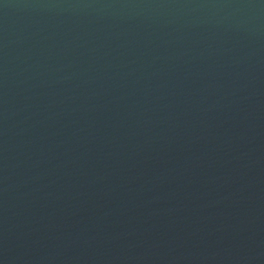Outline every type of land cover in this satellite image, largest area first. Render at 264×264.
<instances>
[{"label":"water","instance_id":"obj_1","mask_svg":"<svg viewBox=\"0 0 264 264\" xmlns=\"http://www.w3.org/2000/svg\"><path fill=\"white\" fill-rule=\"evenodd\" d=\"M0 264H264V0H0Z\"/></svg>","mask_w":264,"mask_h":264}]
</instances>
